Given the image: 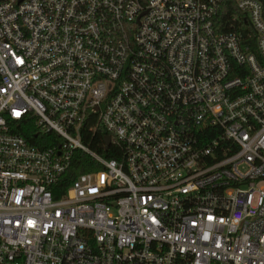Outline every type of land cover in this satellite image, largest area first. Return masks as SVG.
Segmentation results:
<instances>
[{
  "label": "built area",
  "instance_id": "built-area-1",
  "mask_svg": "<svg viewBox=\"0 0 264 264\" xmlns=\"http://www.w3.org/2000/svg\"><path fill=\"white\" fill-rule=\"evenodd\" d=\"M234 2L0 0V264H264V3Z\"/></svg>",
  "mask_w": 264,
  "mask_h": 264
},
{
  "label": "trees",
  "instance_id": "trees-1",
  "mask_svg": "<svg viewBox=\"0 0 264 264\" xmlns=\"http://www.w3.org/2000/svg\"><path fill=\"white\" fill-rule=\"evenodd\" d=\"M264 3V0H262ZM264 5V4H263ZM237 9L235 6L234 0H223V3L219 9V18L220 22H226L229 20L232 14L236 13ZM93 121V120H92ZM94 122H89L88 126L86 127L83 137L85 142L89 145L90 148L96 150L105 158H116L117 156H121V147H109L108 150H104V137L109 134L105 129L101 126H97L95 130L92 127ZM21 133L28 138L31 143H34V139L32 137L33 134L29 133V131L21 130ZM100 166L94 165L91 163L90 158L81 153L75 152V156L71 162V167L68 173V179H72L75 175L83 172H88L94 169H99Z\"/></svg>",
  "mask_w": 264,
  "mask_h": 264
},
{
  "label": "water",
  "instance_id": "water-1",
  "mask_svg": "<svg viewBox=\"0 0 264 264\" xmlns=\"http://www.w3.org/2000/svg\"><path fill=\"white\" fill-rule=\"evenodd\" d=\"M109 144H110V137L108 135H106L104 137V149L105 150L108 148Z\"/></svg>",
  "mask_w": 264,
  "mask_h": 264
}]
</instances>
